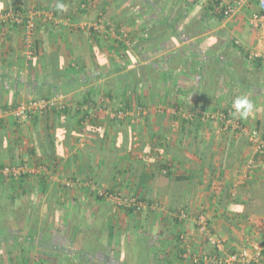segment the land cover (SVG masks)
<instances>
[{"label":"crops","instance_id":"0c3cea01","mask_svg":"<svg viewBox=\"0 0 264 264\" xmlns=\"http://www.w3.org/2000/svg\"><path fill=\"white\" fill-rule=\"evenodd\" d=\"M69 1L63 0V6L56 8L53 15L50 10L39 9L38 0H30L29 11L34 13L36 38L38 40L37 52L39 54V59L34 63L24 62L20 31L11 26L6 30L0 28V33L7 35V39H4L5 42L0 40V122L4 121L3 125L5 126L4 130L0 128V163L12 167L28 166L29 168L26 167V174L30 182L37 174L46 172L49 179L48 189L46 190L47 195L51 191L57 190L56 187L61 183L60 179L64 181L66 177H68L67 179L76 177L84 179L86 182H83L82 190L79 191V186H82L79 185L77 190L69 191L66 196H58L56 202L51 206L46 202L47 196L34 206H30L31 203H29L25 217L21 218L19 216L17 218L18 221L13 222L17 223L16 226L18 227H13L8 234L13 235L18 242L33 240L31 235L34 234V244L29 247L33 251L26 253L28 249H26V246L20 245L15 249L9 244V251L14 252L7 255L4 253L5 247H3L0 250L2 252L0 253V264H35L38 263V259L48 260V264H56L53 261L56 260L54 256L47 255L45 257L37 252L38 248L35 244L39 241L40 226L42 224L46 228L51 226L54 229L63 230L62 237L73 241L72 249L76 252L84 250L86 253H129L131 251H141L140 246L144 245L143 250L146 251L145 253H150L152 263L157 260L156 264H192L191 258L185 256V247L180 237L183 234L188 235L189 241L187 239V242L191 254L200 253L204 248L205 244L199 237L193 222L195 215L200 211H205L203 213L209 219V224L211 219L214 233L224 240L227 248L241 250L245 248L243 243L248 242V248H250L248 250H252L254 247L264 243V223L254 221L252 222L254 224L249 222L240 224L241 220L238 221L239 218H232L231 210L237 211L239 208L241 213L249 211L244 206L234 209L235 206L229 204L228 200L217 204L216 197H213V188H208L207 185L208 175L204 176L206 181L203 180L200 184L194 181L192 182L193 186L186 185L181 190L183 196L182 205L186 207L189 218L183 222L179 221L177 224L169 211L170 208L167 206L170 194L169 190H167L168 185L163 182V177L159 175L156 176L158 181H150V174L154 170L153 168L151 169L149 164L151 158L146 156V158H143V166L139 171H134V174L130 176L129 172L122 170V173L113 182V187H116V189L114 188L115 192L119 194L134 197L140 195L144 199H150L155 202V205L152 206L153 211L149 212L150 215L146 226H142L143 228L138 229L136 233L131 235L130 220L124 212H113L110 203L105 200L99 202L94 199V194L91 195L90 191L95 188L94 184L97 183L99 188L104 186L105 181H102L101 177L106 173L104 176L108 179L113 174L104 170L103 160L105 158L110 159L115 153L120 152L119 148L116 149L120 144L118 142L122 139L120 130H123L126 126L130 129V127H135L138 123V126L141 125L143 119L149 115L158 117L167 114L169 118L164 120L161 130L164 131L166 136L170 132V137H172V132L176 131V135L179 129L177 118L175 119L172 116L179 114L180 118H183L185 115L180 114V110L176 112L173 108L158 105L146 110L143 118L133 120L134 117L128 116L122 119L124 125L115 123L113 118L110 117V113L115 111L113 108H117L122 104H120L121 101L119 99L113 100L111 95L113 89L118 86V81L121 79L120 75L125 79V73L132 68L134 63L144 65L146 62L156 60L159 63H163L168 58V53L172 46L171 44H166L160 47L163 52L160 51L154 56L147 55L139 47V43L136 44L141 37L140 21L130 19L131 24L126 28L131 35V42L127 43L128 40L125 42L127 49L131 51L128 58H119L118 54L113 50H103L104 52H102L98 49L96 42L90 39L87 34L88 27L93 25L91 23L95 17V9L83 15H76L78 13L70 12V16L74 18L69 19L67 16L60 15L65 4ZM131 1L134 3L136 0ZM220 1L226 6L231 0ZM158 2H161V0ZM161 5L169 9L168 5L165 6L164 3ZM33 8L36 11H32ZM258 11V0H247L246 4L240 7L230 18H224L220 22L207 18L206 22L211 23L212 26L211 31L202 33L201 36L192 37L189 43L199 39L203 42L208 40V38L210 39L211 36L213 39L220 37V40H233L238 43L240 48L249 51L252 49L258 50L264 30L256 29L249 23L251 17ZM199 12L201 11L199 10ZM199 12L196 14L192 13V18L190 17L187 21H192L199 17ZM118 14L120 15L121 13L119 12ZM172 14L173 12L171 16ZM159 15V12L152 13L149 29L147 30H151L152 25H156L160 19ZM105 16L106 19L109 17L108 15ZM3 17L5 16H1L0 19ZM155 18L157 21L154 20ZM107 24L108 22L104 23V25ZM157 29L164 31V27H158ZM145 35H142V39ZM100 41L103 42V40ZM175 48L182 50L184 46L181 44L175 46ZM185 48L187 49V47ZM97 49L99 50L98 52L96 51ZM188 53L191 54V50ZM96 55L99 57L101 66H98L95 61ZM105 57L107 59L103 61ZM127 59L130 60L131 66H128L123 71H116L124 63H128L129 60L127 61ZM115 64L119 65V67L115 68ZM262 65L263 67L258 70L254 69L251 64L249 65L244 78L242 77V83L245 86L239 90L242 93L237 96L247 97L254 105L253 111L246 119V128L249 130L254 128L252 124H255L257 119L260 120V115L264 113V102H262V98L264 99V87H262L264 84V64ZM100 68L101 70L105 68V76H99ZM252 83H255V90L251 88ZM176 84L174 90H171L170 100L177 93L179 94L178 96L186 99L191 94L198 92L194 88L195 74L191 71L180 76ZM177 88L179 89L178 91ZM220 90H218L217 96ZM37 96L56 98L67 107L68 112L74 110L76 105H81L78 111L80 115L74 116V119L70 120L66 115L56 116L50 112L46 115H37L41 117L36 120L22 123L17 130L20 138L19 148L15 155L12 156L13 152L7 149L14 144L13 130L6 123L8 121L7 114L4 113V110H1V107H7L9 112L18 103L27 99H34ZM123 97L124 95L121 97L122 100H124ZM122 111L130 110L123 108ZM82 113L86 114L79 125L77 121ZM92 124L95 130L99 131L98 135H94V128L89 127ZM138 126H136L137 130L141 128ZM260 127L264 130V119L261 121ZM147 129L149 130V128ZM50 136L53 137V145L56 147L55 159H57L56 161L54 160L56 163L52 172L46 170L44 166L47 159L40 157V153L35 149L37 142L47 146ZM97 137L98 140L96 142ZM131 137L134 140L139 138L135 131H131ZM27 148L35 150L34 156H30L27 153ZM175 150H177L176 147ZM6 153L8 156L7 160L5 159ZM119 157L121 159V155ZM173 157L175 156L173 155ZM12 162L15 164L13 165ZM16 162L22 163L17 164ZM221 173L224 177L219 183H223L225 192L229 185L237 188L244 181L245 170H243V167H237L236 164L234 168L227 171L222 170ZM89 180L93 184L87 182ZM28 184L22 190L27 195H30L32 191H35L37 185L34 184L32 187ZM228 192H231L232 199L236 198V190L229 189ZM18 193L19 190H17L16 194ZM223 193L224 191L218 192L216 195L219 197ZM32 210L39 211L35 219L29 217ZM143 221L145 222V219ZM10 223L12 224V222ZM26 225L30 226L31 229L24 230ZM32 226H36L37 229L32 228ZM144 230L145 233H142ZM50 234V242L52 243V239L58 233L53 230ZM177 234L179 238L176 239ZM91 240H93V245L90 244ZM100 241L106 244L105 250H100L101 245L98 244ZM52 245L55 246V244ZM121 245H123V249ZM51 253H56V251L53 250ZM63 253L74 252L71 249L66 250L64 248ZM59 257H61V260H65L67 255L62 254ZM125 258L127 259L128 256H125ZM70 259L73 262L76 261L74 256H71ZM81 259L83 264H94L88 263L84 257ZM261 264H264V257Z\"/></svg>","mask_w":264,"mask_h":264},{"label":"trees","instance_id":"16d2710c","mask_svg":"<svg viewBox=\"0 0 264 264\" xmlns=\"http://www.w3.org/2000/svg\"><path fill=\"white\" fill-rule=\"evenodd\" d=\"M38 2L39 9L50 10L53 15L55 14L56 8L63 6V0H54V2H52V0H38ZM165 2L166 0H161V2H157L156 0H136L134 3L131 0H70L65 4L63 11L60 13L61 16H67L70 19L74 18L70 16V12L78 13L76 15H83L95 9L93 22H100L103 16L108 15L107 21H104L105 23L108 22V24L104 25L102 30L94 26H89L87 34L90 39L96 42L99 50L102 52H104L103 50H113L118 54L117 56L119 58H128L131 52L130 49H127V45L125 44L127 40L131 42V35L126 28L131 24L129 21L130 19H137L140 21L141 37L136 44L139 43V47H141L147 55H156L162 51L160 47L166 44H171L172 46L168 53V58L164 60L163 63H159L156 60L146 62L144 65H137V63L132 64V68L125 73V79L120 75L121 79L118 81L117 88L113 89L111 98L121 101L120 104L122 105L113 108L115 110H123V108H126L131 111L138 107L148 110L158 105L173 108L176 112L180 110V114H184L185 117L180 118L179 114L172 116L175 119L177 118L176 121L179 123V129L176 135V131H174L172 132V137H170V132H168L166 136L164 135V131L161 130L163 126L162 123L165 122L164 120L166 118H169L167 114L158 117L153 115L147 116L143 119L142 126H138L139 123L136 125L139 128L141 127L139 130L136 129L135 125H133L135 127H130V129L134 130H130L129 127L126 126L123 130H120L122 139L118 142L120 143L118 147H116V149L119 148L120 152L115 153L110 159L105 158L103 160L104 170L108 173L112 172L113 174L106 179L104 176L105 173L101 177L102 181H105V185H100L101 187L99 188V185L96 183L94 187L103 192H115L116 187H113V182L116 181L119 174L122 173V170H126V172H129V175L132 176L134 171H139L143 166V158L149 157L151 158L149 161L150 167L154 170L150 174V181L157 180L156 176L158 175L163 177V182L168 185L167 190L170 192L167 206L170 208L169 211L177 224L179 221L183 222L186 220L180 219L182 214L187 215L189 218L186 207L182 205L183 196L181 190L186 185H192L194 181L200 184V182L205 180V175H208L207 185L208 188H213L212 192L214 195H212L216 197L217 204L228 200L229 204L235 206L234 209L244 206V208H247L249 211L241 213L239 208L237 211L231 210L230 213H232V218H239L238 221L241 220L240 224L248 222L254 224L252 223L254 221L264 223V151L263 153L255 152L253 149L255 145L249 139L251 133L256 132L258 137L264 140V130L260 127V123L264 119V113L260 115V120L257 119L255 124H252L254 128L249 130L246 128L247 117L240 118L238 113L234 115L235 109L232 107V103L234 102L233 99L237 97L239 93H242L239 90L243 89V86H245L242 83V77L244 78L249 64L251 63L253 68L258 70L263 67L264 58L249 59L250 51L240 48L236 42L230 39H223V41L219 39L220 37L213 39V37L210 36V39L208 38V40L203 42L199 39L189 43L192 37L201 36L202 33L211 31L212 26L211 23L206 22L207 18H212L217 22L225 18L222 11L225 5L220 0H205V2L202 0H178L177 4L169 7V9L161 6V4H165ZM30 4V0H0V17L5 16L0 19V28L3 30H6L10 26L12 28H17L21 33L20 38L22 40V29L20 25L10 22V15L19 13L22 16H27ZM199 10L201 12H199ZM32 11H36V9L33 8ZM119 12L121 13L120 15L118 14ZM134 12L135 14H133ZM154 12L160 13V19L157 21L155 18L154 20L157 21L156 25H152V28H150L151 30H147L149 29L150 18H152L151 15ZM172 12L173 14L171 16ZM197 12L200 13L199 17H196V19L192 21H187L192 13L196 14ZM158 27H164V31H159L157 29ZM111 29L116 34L114 38L110 34ZM144 34H146L144 36L145 39H142V35ZM4 39H7V35L5 33H0L1 42H5ZM100 40H103V42ZM143 42H145L144 45ZM37 44L38 40L35 30L33 45L36 51L38 49ZM181 44L184 46V49L180 50L175 48V46ZM185 47H187V49ZM98 49L96 50L97 52L99 51ZM190 50L191 54L188 53ZM105 59L107 58H103V61H105ZM128 60L129 59H127V61ZM95 61L98 66H101V64H99L100 60L98 55H96ZM129 63L130 60L116 71H123L128 68V66L130 67L131 63ZM114 66H116L115 68L119 67V65L116 64ZM104 69L105 68L101 70L100 68L99 76L106 75ZM190 71L195 74L194 88H196L198 92L191 94L186 99L178 96L179 94L177 93V95L174 94L170 100L171 90H174L180 76ZM254 85L255 83L251 85L253 90L256 89ZM262 87H264V84ZM219 89L221 90L217 96ZM178 90L177 88V91ZM123 95L124 100L121 99ZM35 98L51 97L37 96ZM262 102H264L263 98ZM80 106L81 105H76L75 109H77H74L75 111L71 110L68 112L67 107H64L62 110H53L51 113L56 116L66 115L72 120L74 116L80 115L78 112ZM1 108V110H4V113L7 114L8 121L6 123L9 124L10 128L13 130L12 135H14V144L7 150H11V152H13L12 156H14L19 148L20 138L17 130L20 125L16 123L13 117H9L11 115L7 107ZM213 113L221 114V119L218 118V120L216 118L219 123L213 120ZM85 114L86 113H82L80 116L81 120L79 119L77 121L79 125L81 124L82 118L84 119ZM38 117L41 116H34L31 119L36 120ZM113 121L119 125H124L122 123L123 120L113 118ZM3 122L4 121L0 122V128L4 130L5 126ZM237 124L240 125V127L236 126ZM89 127L95 130L93 124ZM147 128H149V130ZM131 131H135V134L137 133L139 138L136 140L132 139ZM98 134L99 131L95 130L94 135ZM143 138L144 141L147 142H144ZM97 140L98 137L96 138V142ZM53 144V137L50 136L47 146L37 142L35 147L40 153V157H45L44 159H47L44 166L46 170L51 172L55 167L56 162H54V160H57L55 159L56 147ZM175 147L177 150L174 151ZM27 153H29L30 156H34L36 152L32 148H27ZM120 155L121 159L119 157ZM173 155L175 157H173ZM5 156L7 160V153ZM138 157L139 159H137ZM12 163L13 165L15 164L14 162ZM16 163L21 164L22 162ZM235 164L239 168L244 166L247 168L243 179L244 181L242 185L237 188L233 185H229L225 192V190H223L225 186L223 187L222 182L221 184L219 183L224 177L221 171L230 170L234 168ZM6 166L8 167V165L0 163V250L5 247L4 253L9 255L8 253L14 252L9 251V244L15 249L22 245L26 246V249L28 248L26 253H30L33 251L29 247L34 244V234L31 235V239L33 240L18 242L13 235L11 236L8 234L13 227H18L16 226L17 223L13 222L18 221L17 218L19 216L21 218L25 217L29 203H31L30 206H34L47 196L46 202L51 206L56 202L58 196H66L69 191L77 190L78 185L68 188L63 184L62 180L56 187L57 190L51 191L49 195H47L46 190L48 189L47 184L49 179L46 172L37 174L30 182L26 173L20 174L19 177L3 174L2 171ZM67 178L68 177H66V179ZM70 179L72 181L79 180L82 185L79 186V191L82 190L83 182H86L84 179L76 177ZM87 182L92 183L90 180ZM27 184L32 187L36 184L38 188L36 187L35 191L27 195L26 192L22 190ZM229 189L237 191L236 198H231V192H228ZM17 190H19L18 194H16ZM222 191H224V193L222 196L218 197L216 194ZM120 195L122 197L124 196L122 194ZM124 197L134 196L125 195ZM135 198L145 203L147 207L141 212H136L134 209L121 210V212H124V214L129 217L131 235L136 233L138 229L146 226L149 218L148 216L150 215L149 212L153 211L152 206L155 205V202L150 199H144V197L140 195ZM94 199L99 202L103 200V198L98 195H94ZM203 212L205 211L198 212L194 219L201 215L207 218L206 214ZM38 214V210H32L29 217L35 219ZM144 219L145 222L143 221ZM10 222H12V224ZM32 228L37 229L36 226H32ZM195 228L197 231L196 225ZM207 228L210 233L217 235L212 229L211 219L209 224L208 218ZM25 229L30 230L31 228L26 225L24 230ZM53 230H55L58 235L52 239L51 243L50 233H52ZM62 233L63 230L59 228L54 229L51 226L46 228L45 225L42 224L40 226L39 241L35 244L38 248V254L44 255L45 257H47V255L54 256L56 260L53 261L56 262V264H83L82 257H84L88 263L94 264L155 263L151 262L150 253H145L146 251L143 250L144 245L140 246L142 253H133L132 251L129 253L117 254L86 253L84 250L76 252L72 249L73 241L68 238H63ZM142 233H145V230L142 231ZM198 235L203 240L205 246L200 253L191 254V258L196 255L200 260L198 264H205L202 258L205 256L211 257L213 255L212 253H215V249L205 240L203 234L198 233ZM177 238H179L178 234L176 235V239ZM52 244H55V246ZM90 244L93 245V240L90 241ZM98 244L101 245L100 250H105L106 244L104 242L100 241ZM243 245V247H245L243 249H250L248 248V242H244ZM121 247L123 249V245H121ZM64 248L66 250L71 249L74 253H63ZM53 250H55L56 253H51ZM238 250L240 249L231 250L227 248L229 253H234ZM262 253L264 257V252ZM62 254L67 255L65 260H61V257H59ZM71 256L76 257L75 262L70 259ZM125 256H128V258L126 259ZM47 262L48 260L38 259V263L35 264H48Z\"/></svg>","mask_w":264,"mask_h":264},{"label":"built area","instance_id":"2783aa9c","mask_svg":"<svg viewBox=\"0 0 264 264\" xmlns=\"http://www.w3.org/2000/svg\"><path fill=\"white\" fill-rule=\"evenodd\" d=\"M247 0H231L230 3L223 7V16L225 18H230L237 10L246 4ZM258 8L259 11L254 14L249 23L256 29L264 30V0H258ZM10 22L16 23L20 25L22 29V56L24 62L26 63H34L39 59L38 52L34 49L33 41H34V33L36 30L35 22H34V13L28 12L27 16H22L21 14L10 15ZM92 26L96 27L95 24ZM238 44V43H236ZM260 48L254 52H249V59H257L264 58V35L260 38L259 42ZM65 107L64 104L60 103L56 98H39V99H31L28 102H20L13 109L9 111V114L13 117L17 124L21 125L26 120H28L32 116L37 115H46L53 110H62ZM146 114V109L142 107H138L137 109L131 111H122L115 110L110 113L111 118H117L122 120L125 117L131 116L134 117L133 120L139 119L140 117ZM217 118H222L220 115ZM250 141L255 145V152L264 151V140L258 137L256 132H252L250 137ZM3 174H10L14 177H19L22 173H27V169L24 166L19 167H5L2 171ZM79 180L72 181L71 179H66L63 181V184L71 188L73 186L78 185ZM96 195L101 196L103 200L111 203L113 212L123 211L125 209H134L136 212H141L147 206L145 203L138 201L135 197H122L117 192H97ZM180 219L187 220L188 217L185 214L180 216ZM194 224L197 227L198 233L204 235L205 240L211 244V246L215 249V253L213 255L205 256L202 258V261L205 264H261L263 259L264 252V243L254 247L252 250L241 249L234 253H229L227 251L225 242L223 239H220L217 235L210 233L207 228V218L203 215L193 220ZM187 236L183 234L180 237L182 244L185 247V256L191 258V252L189 250ZM219 255V256H218ZM193 264H198L199 257L194 255L191 258Z\"/></svg>","mask_w":264,"mask_h":264},{"label":"rangeland","instance_id":"374dc122","mask_svg":"<svg viewBox=\"0 0 264 264\" xmlns=\"http://www.w3.org/2000/svg\"><path fill=\"white\" fill-rule=\"evenodd\" d=\"M159 1V0H158ZM157 1V2H158ZM203 2H205V0H202ZM177 2L178 1H176V0H167L166 2H165V6H169V7H171V6H174V4H177ZM162 6V5H161ZM167 8V7H166ZM104 18H101L102 20L100 21V22H97V21H95V22H93L92 24H95V26H96V28L97 29H99V30H102V28H103V26H104V21H106L107 19L105 18L106 16H103ZM110 34H111V36L114 38V37H116V34H115V32H113V30L111 29V31H110ZM104 39V38H103ZM124 39V38H123ZM127 43H130V42H127ZM257 49H252L250 52H254V51H256ZM23 53V52H22ZM251 64V63H250ZM249 64V65H250ZM234 95H235V93H234ZM237 97H235L233 100H235ZM31 99H33V98H31ZM31 99H27V100H25V101H22V102H28L29 100H31ZM218 99V98H217ZM232 107H233V103H232ZM233 109H234V107H233ZM214 114V113H213ZM221 114H214L213 115V120L214 121H217V123H219V119L217 118V117H219ZM254 116V115H253ZM12 117V116H11ZM34 116H32V117H30L28 120H26L24 123H27L28 121H30V120H32L31 118H33ZM216 118L218 119V120H216ZM229 123H231V122H229ZM216 124V123H215ZM237 126H238V124H237ZM254 151H255V146H254ZM7 167V166H6ZM8 167H10L9 165H8ZM27 168H29L28 166H26ZM246 167L244 166L243 167V170H245L246 171ZM63 180V179H62ZM62 180L60 179V182H62ZM80 182V181H79ZM79 185H81V183H79L78 184V186ZM91 191V195H96V193L97 192H101L102 190H100V189H96V188H93L92 190H90ZM94 192V193H93ZM118 193V192H117ZM119 194V193H118ZM106 201V200H105ZM109 203V202H108ZM111 204V203H110ZM186 236H187V238H188V235L187 234H185ZM219 237V236H218ZM220 238V237H219ZM188 241H189V239H188ZM133 253H142L141 251H139L138 250V252L137 251H133ZM125 259V258H124ZM156 262H157V260L155 261V263L154 264H156ZM132 264H137L136 262H134V263H132ZM159 264V263H158Z\"/></svg>","mask_w":264,"mask_h":264},{"label":"clouds","instance_id":"9594fccd","mask_svg":"<svg viewBox=\"0 0 264 264\" xmlns=\"http://www.w3.org/2000/svg\"><path fill=\"white\" fill-rule=\"evenodd\" d=\"M235 114H239L240 118H246L254 109L253 103L245 96L237 97L233 102Z\"/></svg>","mask_w":264,"mask_h":264}]
</instances>
